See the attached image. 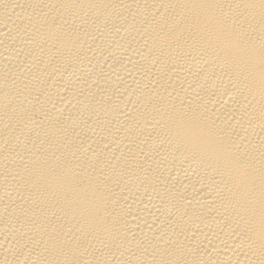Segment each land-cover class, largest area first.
I'll use <instances>...</instances> for the list:
<instances>
[{
  "label": "bare ground",
  "instance_id": "bare-ground-1",
  "mask_svg": "<svg viewBox=\"0 0 264 264\" xmlns=\"http://www.w3.org/2000/svg\"><path fill=\"white\" fill-rule=\"evenodd\" d=\"M0 264H264V0H0Z\"/></svg>",
  "mask_w": 264,
  "mask_h": 264
}]
</instances>
